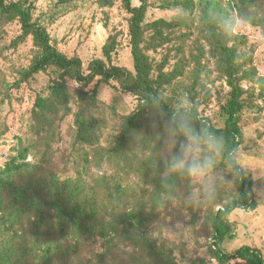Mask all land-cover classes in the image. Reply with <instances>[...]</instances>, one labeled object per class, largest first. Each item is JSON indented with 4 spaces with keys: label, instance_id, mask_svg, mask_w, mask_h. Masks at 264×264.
Wrapping results in <instances>:
<instances>
[{
    "label": "trees",
    "instance_id": "16d2710c",
    "mask_svg": "<svg viewBox=\"0 0 264 264\" xmlns=\"http://www.w3.org/2000/svg\"><path fill=\"white\" fill-rule=\"evenodd\" d=\"M96 2L102 8L120 5L129 15L134 71L114 63L122 30L109 36L103 47L105 58H93L86 69L81 57L62 50L44 22L35 17L37 0H0V35L4 27L18 22L21 33L10 46L18 47L29 39L33 42L30 64L18 69L13 81L6 74L0 76V127L8 125L19 106L27 107L32 102L21 115L27 119V128L16 135L18 155L0 167V264H182L176 244L163 235L165 220L154 208L150 210L145 202L135 199L138 183H121V175L112 177L114 183H101L111 176L107 172L103 176L95 174L92 165L103 167L107 154L115 167L153 180L171 197L184 188L190 189L193 181L184 178L165 189L161 183L164 157L159 153L167 146L164 121L177 108L186 106L181 99L167 94V89L185 75H197L198 82L202 70L209 74V63L203 61L205 54L230 87L222 104L225 126L213 125L202 114L195 104L193 87L186 91L185 97L192 99L187 108L194 112L198 123L224 137L226 151L220 168L238 191L222 207L210 208V227H206L212 239L210 252L220 264H264L259 248L243 245L229 253L221 246L233 230V223L225 222L232 210L256 206L254 178L243 170L242 178L234 179L227 150L241 167L235 158L243 140L239 114L251 102L245 97L247 89L242 81L252 56L242 49L248 44L246 35L235 33L233 27L242 20L264 33V0H228L229 10L212 0H141L139 5L135 0ZM152 9H176L177 17L149 19ZM232 14L236 21L231 19ZM194 31L205 39L208 49L200 45L197 54L190 49L189 57L181 55L186 49L185 37ZM172 41L177 43V66L165 71L169 53L156 65L149 50L158 51ZM41 73L48 74V85L41 90L30 88L31 79ZM96 78L114 80L123 92L138 97V108L127 116L122 138L136 143L141 142V134L147 133L144 144L156 142L151 157L137 158L138 150L132 153L131 147V154L126 155V144L119 143L113 151L101 145L104 119L98 86L91 92L87 90ZM152 97L160 99L159 112L153 108ZM73 101L77 104L75 111ZM6 105L9 110L1 119ZM70 114L76 128L71 152L57 146L62 139L63 121ZM216 197L223 199L221 192ZM159 200L156 198V202Z\"/></svg>",
    "mask_w": 264,
    "mask_h": 264
},
{
    "label": "rangeland",
    "instance_id": "374dc122",
    "mask_svg": "<svg viewBox=\"0 0 264 264\" xmlns=\"http://www.w3.org/2000/svg\"><path fill=\"white\" fill-rule=\"evenodd\" d=\"M97 0H72L63 3L60 0H37L35 17L39 18L48 27L55 43L69 54H77L81 57L87 69L93 58H105L103 47L111 33L122 30L120 34L121 45L114 53V63L128 69L135 70V62L132 54L130 37L128 35V17L125 10L117 5L113 8H102ZM219 3L224 10H229L228 0H212ZM139 5L141 0H135ZM166 17L174 19L177 17L175 10L152 9L149 19ZM236 21V15L232 14L231 19ZM237 34H244L247 37V45L242 49L252 56V61L245 67L247 77L242 84L247 89L245 97L251 102L240 112V125L243 131V140L235 158L247 175L255 180L254 193L256 206L252 209L242 207L235 208L227 216L226 223H233V230L222 243V248L229 253H234L239 247L249 245L259 248L264 254V33L261 29L252 26L248 22L237 20L233 27ZM185 31H188L186 29ZM21 33V25L18 22L11 23L4 27L0 35V76L6 74L8 79L13 81L18 74V69L28 66L33 58V42L29 39L18 47H11L12 40ZM198 31L186 36V49L181 55L190 56V51L198 53L200 45L208 49L204 38L199 36ZM176 42L167 43L163 49L158 51L149 50V54L160 65L165 55L169 53V62L164 70L171 71L177 66L178 56ZM191 49V50H190ZM204 62L209 63L210 72L204 70L200 73L199 81L197 75L188 74L168 87L167 94L174 95L183 101V105L190 106L191 98H186L187 88L193 87L196 105L199 106L202 114L207 116L213 125L225 126L226 116L222 111V104L226 101L230 87L225 78L221 77L215 68L213 60L208 54L203 57ZM192 67V65L188 66ZM187 73V72H186ZM47 73H41L30 81V88L41 90L49 83ZM98 86L99 104L102 109L104 122L101 126L100 143L105 150L113 151L120 143L126 144L131 154L130 147L136 151L137 158H149L153 154L156 142L152 141L145 145L146 134H141V142L129 143L128 139L122 138V131L127 116L138 108V97L129 92H123L119 85L111 82L100 81L96 78L94 83L87 87L91 90ZM32 102L27 104L31 106ZM26 105L19 106L17 113L10 116L8 125L1 126L2 135L0 138V167H4L19 152V139L27 128V119H22ZM73 110L77 104L73 101ZM8 105L1 111V119H4L8 112ZM74 116L70 114L62 124L61 137L57 146L63 149L73 148L72 141L76 134ZM123 143L122 141H125ZM149 140V139H148ZM159 155L165 157L172 151L169 142ZM101 146V147H102ZM30 159H32L30 157ZM124 161V160H123ZM144 162V161H142ZM124 163V162H122ZM143 164V163H142ZM222 159L218 161L214 173L209 176L192 179L191 188L180 191L177 196L171 197L166 190L160 191L158 184L153 180H146L137 176L134 172L126 173L114 166L107 154L104 156V166L92 165L95 174L104 175L105 172L111 177L101 183H114L115 176H119L121 183H138L136 185L135 199L140 203L145 202L148 209L155 211L165 220L163 227L164 237L177 246V256L182 264H220L211 254L210 245L212 242L206 227H210L208 216L210 208H220L233 199L238 193L235 183L225 179ZM97 172V173H96ZM215 183V193H222L223 199L209 202L206 198L208 186ZM166 191L167 198L162 194ZM156 198H160L156 202ZM199 198V203L189 202L191 199ZM234 233V236L231 234Z\"/></svg>",
    "mask_w": 264,
    "mask_h": 264
},
{
    "label": "clouds",
    "instance_id": "9594fccd",
    "mask_svg": "<svg viewBox=\"0 0 264 264\" xmlns=\"http://www.w3.org/2000/svg\"><path fill=\"white\" fill-rule=\"evenodd\" d=\"M185 95L187 94L185 93ZM152 101L154 110L159 112L161 110L160 99L152 97ZM197 121L194 112L187 106L177 108L164 121L165 139L172 146V151L166 154L161 161L164 173L161 183L165 185V189L180 178L192 180L214 173L218 161L226 151L224 137L210 126ZM227 155L229 158L228 167L234 179H241L243 169L236 163L232 153L228 150ZM215 187V183L208 186L206 198L209 202L217 198ZM162 197L167 198L166 191ZM189 202L199 203L200 199L194 198Z\"/></svg>",
    "mask_w": 264,
    "mask_h": 264
}]
</instances>
